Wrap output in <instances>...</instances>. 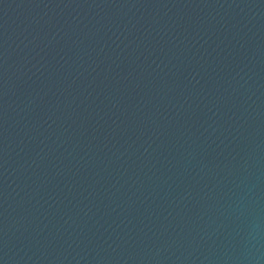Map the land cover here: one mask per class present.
Wrapping results in <instances>:
<instances>
[{"label": "water", "instance_id": "obj_1", "mask_svg": "<svg viewBox=\"0 0 264 264\" xmlns=\"http://www.w3.org/2000/svg\"><path fill=\"white\" fill-rule=\"evenodd\" d=\"M0 264H264V0H0Z\"/></svg>", "mask_w": 264, "mask_h": 264}]
</instances>
